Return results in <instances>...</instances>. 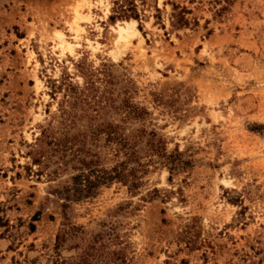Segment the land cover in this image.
<instances>
[{
  "label": "rangeland",
  "instance_id": "obj_1",
  "mask_svg": "<svg viewBox=\"0 0 264 264\" xmlns=\"http://www.w3.org/2000/svg\"><path fill=\"white\" fill-rule=\"evenodd\" d=\"M0 264H264V0H0Z\"/></svg>",
  "mask_w": 264,
  "mask_h": 264
},
{
  "label": "bare ground",
  "instance_id": "obj_2",
  "mask_svg": "<svg viewBox=\"0 0 264 264\" xmlns=\"http://www.w3.org/2000/svg\"><path fill=\"white\" fill-rule=\"evenodd\" d=\"M126 23L128 24V27L119 26L120 37H123V38L129 33H131V31H133L134 33L137 32V29L135 28L136 21H129Z\"/></svg>",
  "mask_w": 264,
  "mask_h": 264
},
{
  "label": "trees",
  "instance_id": "obj_3",
  "mask_svg": "<svg viewBox=\"0 0 264 264\" xmlns=\"http://www.w3.org/2000/svg\"><path fill=\"white\" fill-rule=\"evenodd\" d=\"M124 13H125V14H123V16H127V17L129 16L128 14H126V11H125V10H124Z\"/></svg>",
  "mask_w": 264,
  "mask_h": 264
}]
</instances>
